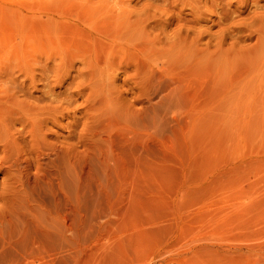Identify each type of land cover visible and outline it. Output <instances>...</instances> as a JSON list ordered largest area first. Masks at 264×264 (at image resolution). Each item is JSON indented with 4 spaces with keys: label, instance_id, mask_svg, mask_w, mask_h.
I'll list each match as a JSON object with an SVG mask.
<instances>
[{
    "label": "rangeland",
    "instance_id": "374dc122",
    "mask_svg": "<svg viewBox=\"0 0 264 264\" xmlns=\"http://www.w3.org/2000/svg\"><path fill=\"white\" fill-rule=\"evenodd\" d=\"M2 101L0 264H71L51 228V252L2 248L39 213L69 219L105 171L113 204L87 242L119 238L120 264H264V0H0ZM30 102L51 111L34 124ZM69 145L70 180L65 153L44 154Z\"/></svg>",
    "mask_w": 264,
    "mask_h": 264
},
{
    "label": "bare ground",
    "instance_id": "6f19581e",
    "mask_svg": "<svg viewBox=\"0 0 264 264\" xmlns=\"http://www.w3.org/2000/svg\"><path fill=\"white\" fill-rule=\"evenodd\" d=\"M7 53H8L7 51H4L3 54H7ZM84 60H85V57H82L80 59V61H84ZM151 60L152 59H150V61ZM11 67L12 66L10 65L9 70L11 69ZM149 67H150V65H149ZM150 73H151V71H150ZM150 76H151V74H150ZM9 88H10V86H6L5 91L9 90ZM24 96H27L26 92L24 93ZM36 100L42 101L43 98L38 97ZM1 103H2V105L0 106V111L2 112V114H6L3 112L4 109L6 108V106H5L6 102L2 101ZM30 104H31L32 108L29 106H27L25 108V116L29 117L33 121L34 124L37 123V120H38L40 114H42L43 112L51 111L50 108H44L43 106H40V105L35 106L31 102H30ZM21 110L24 111L23 109H21ZM105 121H106L107 127H113L114 125H118L120 129H124V128H130L132 130L134 129V127L131 123L130 124H124L121 121V118L118 115H114L112 112L107 113ZM9 125H10L9 117H7V116L3 117V119L0 121V127L4 131L5 135H7ZM155 125H156V119H153V115L150 114L149 120H148V126L144 125V127L146 129H148L149 131H152V129L155 128ZM110 133L111 132L107 133V135H108L107 136V142H109V140L111 138V136H109ZM1 141H2V139H0V142ZM97 143H99V142H97ZM97 143L90 145L89 148L95 147L97 145ZM109 151H110L109 147L106 146L105 152H103L104 153L103 159L101 161L102 166L105 170H107L108 168L110 169L113 165V160L111 158V155H108ZM62 152L65 153V158H64V161L62 162V164L65 166V175L70 180L72 175H73V170H74V165H75L74 147L72 145H69V147L61 148V150L57 147H53L48 152H46L44 154L45 155H53V161H56L59 159L60 154ZM107 172L108 171H105L102 176H99L98 184H97L96 188L94 189V191L86 190L84 192L77 193L76 195L75 194L69 195L68 198H66V200H68V204H69V206H68V208H69V210H68L69 211L68 212L69 213L68 214L69 219H67L65 216H64V218L61 217L62 214L60 215L59 213H63V212H59V213L57 212L53 215L47 216L46 218H44L43 214L40 215V213H39L37 216V214L35 213L37 217H39L40 219L42 217L43 219H46V221L41 219L44 222L39 223L38 220H40V219L34 218V216H33V218H34V219H32L33 222L38 221V223H35L36 228L33 227L32 230H28V228L26 227L27 231L24 230V232H23V228H22L20 238L16 239L15 241H12L13 243H11L10 240L7 241V243L12 244L11 245L12 247L14 246V248H15L14 251L8 250V249H6L7 250L6 251L3 247L2 252L3 253H7V252L9 253V251H10V253H9L10 255H13V256L17 255V256H19V258H21L26 253L30 254L27 252V249H29V252H31V251H33V246H36V248H35L36 250L34 249L35 251H37V248L38 249L41 248L42 249L41 251H43L44 249L47 250V243H45L46 238L44 236L41 237L42 233L38 232L39 231L38 228L42 227V229L43 228L44 229H50L51 228L53 230H56V232H54L56 234L55 238H54V235L52 234L53 232H51V231L48 232L49 234L53 235V236L51 235L52 237L50 238V240L54 239V241L51 240L52 243H55V239L58 240V241L56 240L57 241V243H55L56 246H53V248H52V246L51 247L49 245L48 246L53 249V253L55 254V256L57 255V258L59 257L58 259H60L63 256V259L64 260H65V258L69 259L71 264H120V257L118 255V252L120 251L121 248H119V246L116 244V242L118 240H120L119 238H118V240L116 239V242L114 241L115 243L112 244V246L106 245V244H105L106 246H104V245L101 246V244H99L98 242L97 243L99 245H94V244L90 245L91 242L88 243L89 242L88 240L90 239V237L92 238V236L94 235L93 232H96L95 231L96 230L95 229L96 219L97 218L99 219V215L101 214V212H103L106 208L112 206V204H113V202L108 197L111 187L108 186L109 182L107 179L109 177H108ZM13 194L15 197L22 196V198H20V200L24 206H27L28 203L30 202V200L35 199L34 192L32 190L28 189V186H24L21 189L14 188ZM67 209L65 211H67ZM65 211H64V215L65 214L67 215V213H65ZM104 214H105V211H104ZM35 219H36V221H35ZM41 220H40V222H41ZM103 222H104V220H103ZM25 224H26V226L27 225L29 226V224H27V223H25ZM32 224H34V223H31L30 225H32ZM102 224H104V223H102ZM23 226H24V224H23ZM106 226L108 227V225H106ZM100 227L104 228V226H100ZM100 227H99V229H100ZM109 227H111V226H109ZM24 229H25V226H24ZM104 229H106V228H104ZM108 230L110 231V229H108ZM111 231H113V230L111 229ZM117 232L113 231V235H114V233H115V235H117ZM107 233L109 234V236L112 235V232H111V235L109 232H107ZM49 234H47V235H49ZM98 235L100 236L102 234H98ZM103 236H104V234H103ZM105 236L103 237V239L106 238ZM95 238H96L95 241H98L97 237H95ZM100 240H102V239L99 238V241ZM51 241L49 242V239H48L49 243H51ZM93 241H94V239H93ZM52 243H51V245H52ZM7 247H5V248H7ZM8 248H10V247H8ZM50 248H48L49 250H47V251L51 252L52 249L50 250ZM10 249H13V248H10ZM16 251H18V252H16ZM22 252H25V253L23 254ZM17 256H16V258H17ZM121 264H122V262H121Z\"/></svg>",
    "mask_w": 264,
    "mask_h": 264
}]
</instances>
